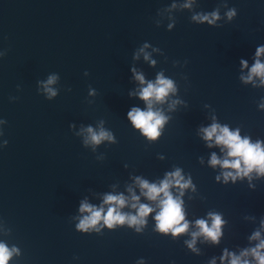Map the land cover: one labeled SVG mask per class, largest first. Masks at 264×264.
<instances>
[{
    "label": "water",
    "instance_id": "1",
    "mask_svg": "<svg viewBox=\"0 0 264 264\" xmlns=\"http://www.w3.org/2000/svg\"><path fill=\"white\" fill-rule=\"evenodd\" d=\"M260 48L264 0H0L5 264H260L264 162L217 142L227 128L264 150ZM161 79L165 96L141 98ZM149 107L154 139L128 116ZM165 182L183 219L160 229L167 196L149 189ZM82 205L103 209L87 230Z\"/></svg>",
    "mask_w": 264,
    "mask_h": 264
},
{
    "label": "clouds",
    "instance_id": "2",
    "mask_svg": "<svg viewBox=\"0 0 264 264\" xmlns=\"http://www.w3.org/2000/svg\"><path fill=\"white\" fill-rule=\"evenodd\" d=\"M261 52H264V48H260L257 50V56L260 55ZM252 71L257 74L264 73V64H261L259 61L256 62L255 66L253 67ZM142 80V77H140ZM52 81L50 80L49 83ZM159 86L155 87L152 84H149L147 88L143 89L141 93V98L148 100L151 97L155 96L157 99H161L163 96L166 95L167 91L172 87V83L169 80H159ZM54 95V93H53ZM128 116L130 120L134 123L135 126L142 129L143 133L150 138H156L158 133V126H160L163 123V117H161L158 113H154L151 110V107H149V110L147 112L140 111L138 109H134L133 111L128 113ZM222 135L217 136V142L223 143L224 145L228 146L231 150L229 152L230 156H242L246 163H248L249 167H251L253 164L259 165L262 162H264V150L260 148L259 144L252 145L247 140H240L239 136L237 134L230 133L227 128H224L221 130ZM216 132V126L214 125L210 130H206V136L207 138H211L213 134ZM105 134L102 132L100 136L93 135L92 139L95 142H99V140L104 136ZM217 161L215 158H213V163H216ZM225 166H229V162L225 161ZM231 167H239V161L233 162ZM147 187V185H145ZM168 187L167 182L163 184L161 188H157L156 186H151L149 189V192L154 199L155 196L161 192L164 191L165 195L167 196V199L162 202V210L160 214L156 217V219L159 221L158 227L160 229H168L169 227L178 224L182 219V213H181V207L179 203L174 201L170 195H168L166 189ZM115 201L118 204H123L124 201L122 198H117L113 196L107 197L106 202H112ZM81 211H88L91 212L90 217H85L81 223L77 226L79 229L87 230V228L91 225H95L102 217L101 213L103 209L100 210H94L87 205H82ZM114 208H109L106 216L104 217L106 223L111 226L113 221H120L123 222L125 217L120 215L119 213H115ZM151 209H149L146 206H141L139 210V214L141 216L147 214L150 212ZM131 223H136V217L130 218ZM221 223L219 216L215 217L214 220V228L218 226ZM198 224L202 228V230L209 236L215 237L217 232L213 229H209L204 221H198ZM187 225H183L181 227L175 228V233H179L183 231ZM174 233V234H175ZM261 247H264V244L261 245ZM10 253L8 252L7 248L0 244V264H5L7 259L9 258ZM260 260V264H264V257H258ZM231 264H238V261L236 259H233Z\"/></svg>",
    "mask_w": 264,
    "mask_h": 264
}]
</instances>
